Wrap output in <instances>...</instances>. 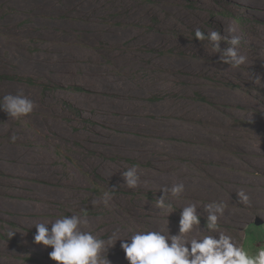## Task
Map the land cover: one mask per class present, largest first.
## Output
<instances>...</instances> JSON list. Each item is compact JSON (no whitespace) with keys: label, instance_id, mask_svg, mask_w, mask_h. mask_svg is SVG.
<instances>
[{"label":"bare ground","instance_id":"obj_1","mask_svg":"<svg viewBox=\"0 0 264 264\" xmlns=\"http://www.w3.org/2000/svg\"><path fill=\"white\" fill-rule=\"evenodd\" d=\"M130 1L111 0L109 3L103 0L29 1L27 5L36 9L39 14L27 15L31 20L29 32L25 33L27 29H24L20 30L22 33H8L4 41V46H7L3 49L6 55L4 60L12 63L21 62L22 34H26L24 38H27L41 33L43 28L39 26L38 21H42L45 24L44 38L47 40L43 42L45 46L43 50L47 52L42 51L39 54L35 60L37 63L48 58V65L53 70L67 73L74 66H80V62L85 60L81 57L89 56L95 59L94 57L99 55H109L112 65L108 68L97 67L92 71L91 76L97 78L98 83L106 91L111 89L110 92L120 94L124 100L130 99L136 114H138L136 108L140 92L145 96L151 91L163 94L161 96L165 98L166 105L159 112L153 111L149 115L153 119V125L144 130L151 131L152 135L144 137V142L139 146V151L153 160L152 168L142 177L146 185L154 184L158 191L162 186L170 187L173 183L182 181L185 184V192L182 199L170 201L173 204L171 210L158 209L156 202L153 206L138 204L141 208L148 207V214L153 217V220L145 225L146 229L163 230L167 235L169 227L170 234H175L178 231L179 211L187 203H196L198 210L203 209V204L212 200L225 202L224 196L232 194L237 199L235 192L239 189H244L249 194L251 204L247 205L248 207H251L254 202V192L255 195H259L257 203L264 204V182H255L247 172L255 167L264 170V160H254L257 153L256 148L247 147L245 151L241 149L240 159H236L238 164H231L232 155H230V152L234 151L237 146L236 141L244 144L261 143L264 145V27L255 22L256 27L251 24L250 29H241L228 21L221 23L215 21L216 24H221L218 30L223 36L230 38L232 35H238L241 38L240 52L246 55L247 63L237 70L219 63L217 55L212 54L208 44L192 46L188 49L183 43L184 25L200 22V14L190 16L184 13L177 0H156L155 7L152 6L154 8L149 9L143 6L137 7L136 4L131 6ZM84 8L88 15L84 13ZM239 9H241L240 13L249 19L264 18V0H251L244 8ZM22 11L17 15L19 20L26 12V8L24 7ZM65 11L68 13H63ZM160 11L167 12L164 22L162 21L164 27L153 30L154 34L144 35L141 27L149 25H146V20L153 12ZM124 12L129 13L126 15L127 18L123 19L122 24L119 25L118 19H111ZM67 14L70 19L67 18ZM52 16H55L57 20L56 18L51 19ZM80 19L86 22L84 29L77 24ZM73 25L75 30L71 31ZM232 29L235 31L233 32ZM79 30L83 32L77 33ZM98 41L105 42L99 54L88 48L96 46ZM123 44H129V46H123ZM225 46V43L221 42V48ZM177 48L187 51L180 50L172 53L164 60L150 55L157 50L163 52ZM2 61L0 56V62ZM28 63L30 67H33L31 62ZM138 71L142 73L134 83L114 81L119 72L125 76ZM182 76L189 77L185 86L182 85ZM257 77L260 82L257 80L254 83ZM207 78L213 82L209 83L204 80ZM199 89L213 95L216 109L203 108L196 103V99L190 96V92ZM43 118L45 116L32 120L35 128H38L36 126L38 122L45 129L49 128L46 127ZM175 136L180 140L175 141L173 139ZM218 143H223L224 146ZM118 147L119 145L112 137L111 150ZM17 148L21 149L19 144ZM16 149L13 148V150ZM39 149L43 152L41 145ZM263 153L264 151L261 154ZM43 156L44 153L41 156L30 157L33 164L39 165ZM25 159L22 158L17 163V172L8 175L10 181L6 177L5 185L9 188L14 187L9 192L11 195L13 191H21L29 177V170L32 166L24 162ZM174 159L186 160L184 165L181 164L180 170L174 164ZM206 163L210 164L206 165ZM213 163L215 165H211ZM111 177L113 182L124 184L120 173L113 171ZM48 193L52 196L54 203L56 201L54 195ZM55 196L71 206L70 212L78 211L77 205L81 199L79 190L73 191L69 186L61 193L57 192ZM119 201L120 197L117 196L115 202ZM53 205L49 204L48 210L42 205L34 206L36 210H31L33 206L29 204L11 207L18 209L16 213L21 220L30 221L34 225L40 223L41 218L43 222H50V208ZM169 211L174 212L168 216ZM230 215L233 214H228L225 210L222 219ZM58 217L59 215L56 214L54 220ZM128 217L130 220L117 217L113 220L116 224L106 225L104 228L96 227L95 222L83 227L85 231H92L104 239L107 237L102 234L103 229L112 232L115 227L120 226L123 229L122 238L130 236L138 228L145 229L140 225L141 215L138 212L133 211ZM30 229L36 231L34 226ZM14 232L16 233L3 246L5 255L13 256L20 251L27 250L37 251L36 248L29 247L33 244L39 245L33 243V238L25 237L19 230H14ZM39 246L47 254L52 250L50 247ZM107 255L111 264H128L119 241L109 249ZM48 262L56 264L52 260Z\"/></svg>","mask_w":264,"mask_h":264},{"label":"rangeland","instance_id":"obj_2","mask_svg":"<svg viewBox=\"0 0 264 264\" xmlns=\"http://www.w3.org/2000/svg\"><path fill=\"white\" fill-rule=\"evenodd\" d=\"M29 1L38 0H0V56L3 60L0 62V99L5 94L22 93L32 99L36 105L33 112L26 116L28 119L23 117L20 120H14L8 117L5 112L0 111V264H49L50 260L48 254L39 245L34 244L29 247L36 248L37 251H20L13 256L3 253V246L10 239L7 235L9 231L19 230L27 238H33L35 234V231L30 229L33 224L30 221L21 220L16 213L18 209L11 206L29 204L33 206L31 210H36L34 206L42 205L48 210L49 204L52 203L54 205L50 208V222L54 221L56 214L59 216L62 214L80 215V209L84 208L87 209L88 223L95 222V226L99 228L116 224L113 220L117 217H125L126 220H130L128 216L131 212L136 211L141 215L140 225L145 227L153 220V217L148 214V207L141 208L138 204L153 206L156 197L160 195L154 184L146 185L144 183L142 175L152 168L153 160L144 156L139 151V146L144 142V137L152 135L151 131L144 130V128H151L153 125V119L149 115L153 111L159 112L166 105L165 98L161 96L163 94L151 91L145 96L140 92L136 108L138 114H136L130 99L124 100L120 94L110 92L111 89L106 91L98 83L97 78L91 76L93 75L92 71L97 67L108 68L112 65L109 55L94 57L98 60L97 62H94L95 59L92 57L85 55L86 57H81L85 60L80 62V66H74L67 73L53 70L48 65V58L37 63L35 60L39 54L42 51L47 52L43 50L45 47L43 42L47 40L44 38L45 24L42 21H38L39 26L43 28L41 33L27 38H24L26 34H22L21 62L12 63L4 60L6 55H4L3 49L7 47L4 46V41L8 37V33H22L20 30L24 29H27L24 31L25 33L29 32L31 20L27 15L39 14L36 9L27 5ZM41 1L44 2V0ZM103 1L109 3L111 0ZM240 1L177 0L184 13L190 16L200 14L201 18L197 24H191L193 26L184 25L183 43L185 46L188 49L192 46H206L207 41L198 42L193 38L194 30L198 27L205 32L218 30L221 24H216L215 21L219 23L228 21L241 29H250L251 24L255 22L264 27V18L252 17L249 19L240 13L241 9L239 8H244L251 0ZM129 3L131 6L136 4L137 7L143 6L149 9L152 6L155 7L156 0H131ZM24 7L26 12L19 20L17 15L23 13ZM83 10L88 15L86 8ZM127 14L124 12L111 19H118L120 25L123 19L127 18ZM166 15V11L153 12L146 20V25H149L141 27L144 35L154 34L153 30L164 27L162 21L165 20ZM55 18L52 16L51 19ZM67 18L70 19L68 14ZM84 23L86 22L83 19L77 22L81 29L85 28ZM256 26L254 24V27ZM74 30L73 25L71 31ZM82 32L79 30L77 33ZM104 46L105 42L98 41L96 46L88 48L99 54ZM123 46H129V44H123ZM180 50L187 51L177 48L163 52L157 50L153 55L150 52L148 54L150 53L151 56H155L159 60H164L170 54ZM28 62H31L33 67H30ZM141 73L142 71H138L124 76L119 72L114 81L134 83ZM188 78V76L181 77L183 86L186 85ZM204 80L209 83L213 82L209 78ZM190 96L196 99V103L203 108L216 109L211 93L199 89L190 92ZM44 116L46 127L49 128L45 129L39 122L36 123L39 129L35 128L32 120ZM12 133L18 137L14 143L10 142ZM112 137L119 145L115 150H111ZM173 139L180 140L177 136ZM18 144L21 149H16ZM218 144L224 146L223 143ZM40 145L43 152L39 149ZM236 145L234 151L230 152L232 155L231 164H238L236 159H240L241 149L245 151L247 147L253 146L257 152L254 160H264V153L261 154L264 151V145L261 143L244 144L236 141ZM35 152L38 153L35 154ZM43 153L41 163L33 164L30 156H41ZM22 158H26L24 162L29 163L32 167L22 190L13 191L11 195L9 192L14 187L9 188L5 185L6 177L10 181L8 175L17 172L16 165ZM173 162L180 170L181 164L184 165L186 160L174 159ZM209 164L206 163V165ZM211 165H215V163ZM133 166L136 167L141 181L137 188L129 189L125 184L112 181L111 172L115 171L121 174ZM256 168L247 172L255 182L263 183L264 170ZM69 186L73 191L79 190L81 193L76 213L70 212L71 206L66 205V201L55 196L57 192L61 193ZM113 187L115 190L111 191ZM105 191H111L112 196L107 205L103 203L102 193ZM48 192L54 195L56 199L54 203ZM39 193L40 195H38ZM117 196L120 197L119 202H115ZM254 196L251 207L239 204L232 194L224 196L225 203L228 205L225 210L228 214L233 215L220 220L222 229H227L229 234L243 242L250 251L258 245L264 246V240L254 242L253 246L247 244L248 228L258 223L264 225V204L257 203L259 195H255V192ZM198 211H200L201 225L203 226V218H206V213L200 208ZM40 222H43L42 218ZM110 233L111 231L108 229L102 231L105 237Z\"/></svg>","mask_w":264,"mask_h":264},{"label":"clouds","instance_id":"obj_3","mask_svg":"<svg viewBox=\"0 0 264 264\" xmlns=\"http://www.w3.org/2000/svg\"><path fill=\"white\" fill-rule=\"evenodd\" d=\"M234 32L235 29H232ZM195 40L207 41L213 55L221 64L240 69L247 63V57L241 54V38L238 35L225 37L219 30L205 32L201 28L194 30ZM221 42L225 47L221 48ZM253 79V78H252ZM260 82L259 77L253 81ZM36 107L34 101L21 94H5L0 99V111L14 120H20L31 114ZM12 133L10 142L17 140ZM124 184L129 189L137 188L141 181L135 166L121 173ZM115 188L111 191H114ZM111 191L102 193L105 205L111 200ZM156 197V207L171 210V200H180L185 192V184L180 181L170 187L162 186ZM238 203L250 205L251 199L244 189L235 192ZM228 205L223 200H212L203 204L204 224L196 203H187L179 211L178 231L167 235L163 230L136 229L128 237L122 238L123 229L115 227L107 236L101 238L92 231H85L88 224L87 209L81 208L80 215H60L52 222H40L32 225L36 231L33 243L52 250L49 259L56 264H111L108 251L120 242V248L128 264H264V246H256L250 251L243 242L222 229L220 220ZM174 211H169L168 216ZM167 216V217H168ZM51 225V227H49ZM14 231L7 235L11 238Z\"/></svg>","mask_w":264,"mask_h":264},{"label":"trees","instance_id":"obj_4","mask_svg":"<svg viewBox=\"0 0 264 264\" xmlns=\"http://www.w3.org/2000/svg\"><path fill=\"white\" fill-rule=\"evenodd\" d=\"M248 234V242L247 244L253 246L252 244L259 240H264V225L263 224H255L254 226H250L247 230Z\"/></svg>","mask_w":264,"mask_h":264}]
</instances>
